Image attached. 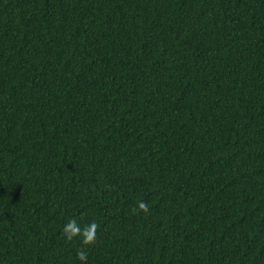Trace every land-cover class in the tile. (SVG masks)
<instances>
[{"label": "trees", "instance_id": "16d2710c", "mask_svg": "<svg viewBox=\"0 0 264 264\" xmlns=\"http://www.w3.org/2000/svg\"><path fill=\"white\" fill-rule=\"evenodd\" d=\"M82 248L264 264V0H0V264Z\"/></svg>", "mask_w": 264, "mask_h": 264}, {"label": "clouds", "instance_id": "9594fccd", "mask_svg": "<svg viewBox=\"0 0 264 264\" xmlns=\"http://www.w3.org/2000/svg\"><path fill=\"white\" fill-rule=\"evenodd\" d=\"M138 210L147 213L149 211L148 204L141 201L138 203ZM133 211H136L134 209ZM100 225L92 221L90 224L85 225L83 228L77 223L75 219H70L68 223L63 228V233L66 240L71 241L73 238L79 236L82 238L83 245H94L97 239V229ZM76 257L81 262L86 264L87 261V251L81 249L76 253Z\"/></svg>", "mask_w": 264, "mask_h": 264}]
</instances>
